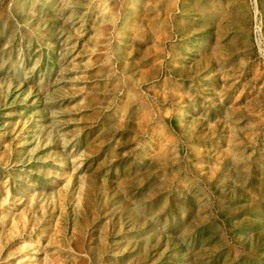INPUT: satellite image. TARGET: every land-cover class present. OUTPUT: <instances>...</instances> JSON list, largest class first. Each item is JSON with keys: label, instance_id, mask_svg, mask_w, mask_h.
<instances>
[{"label": "rangeland", "instance_id": "374dc122", "mask_svg": "<svg viewBox=\"0 0 264 264\" xmlns=\"http://www.w3.org/2000/svg\"><path fill=\"white\" fill-rule=\"evenodd\" d=\"M0 264H264V0H0Z\"/></svg>", "mask_w": 264, "mask_h": 264}, {"label": "built area", "instance_id": "2783aa9c", "mask_svg": "<svg viewBox=\"0 0 264 264\" xmlns=\"http://www.w3.org/2000/svg\"><path fill=\"white\" fill-rule=\"evenodd\" d=\"M256 28H259V26L256 25ZM263 50V49H262Z\"/></svg>", "mask_w": 264, "mask_h": 264}]
</instances>
